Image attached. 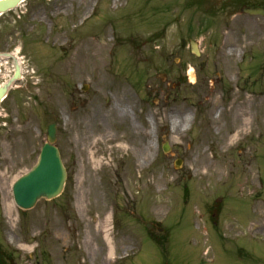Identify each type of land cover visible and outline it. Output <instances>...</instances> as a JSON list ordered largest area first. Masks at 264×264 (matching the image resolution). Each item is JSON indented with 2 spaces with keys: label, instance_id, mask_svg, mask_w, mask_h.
<instances>
[{
  "label": "rangeland",
  "instance_id": "obj_1",
  "mask_svg": "<svg viewBox=\"0 0 264 264\" xmlns=\"http://www.w3.org/2000/svg\"><path fill=\"white\" fill-rule=\"evenodd\" d=\"M239 6L25 0L0 17V51L18 48L23 59L22 78L0 103L8 264H264V17ZM10 63L0 59V82ZM241 108L250 125L217 142ZM172 111L189 117L178 135ZM51 121L64 189L21 210L12 183L36 162ZM202 152L210 163L196 171Z\"/></svg>",
  "mask_w": 264,
  "mask_h": 264
},
{
  "label": "water",
  "instance_id": "obj_2",
  "mask_svg": "<svg viewBox=\"0 0 264 264\" xmlns=\"http://www.w3.org/2000/svg\"><path fill=\"white\" fill-rule=\"evenodd\" d=\"M21 0H0V13L15 7ZM249 13L262 14V9L244 8ZM192 50L195 43L191 42ZM5 55H9L6 53ZM2 57V56H1ZM15 72L11 78L0 86V99L11 83L20 77V65L14 59ZM56 127L51 123L47 129V142L40 150L36 164L24 175L19 177L12 186L15 203L27 209L41 197L52 198L58 195L65 180V169L59 157L57 148L51 144L55 140ZM150 226V224H147Z\"/></svg>",
  "mask_w": 264,
  "mask_h": 264
},
{
  "label": "bare ground",
  "instance_id": "obj_3",
  "mask_svg": "<svg viewBox=\"0 0 264 264\" xmlns=\"http://www.w3.org/2000/svg\"><path fill=\"white\" fill-rule=\"evenodd\" d=\"M225 43V42H224ZM237 50V46H233L231 44L227 45V52L228 53H232L233 51ZM119 113L125 115L127 114V109L124 107H120L119 109ZM218 112L221 111V108L217 109ZM193 118V117H192ZM233 122H232V127L235 128V130L233 132H230L229 130H226L224 132L223 135H221L218 139L217 142H224L227 138H228V143H232L234 139H236L238 137V135L240 133H244V131L246 130L247 126L250 125V120L249 118L245 117V112L244 110L241 108L240 110H236L234 115H233ZM189 120V117L186 116L185 114H182L181 112H171L169 115V124H170V128L171 130L176 133L177 135L179 134L180 130H181V126L187 121ZM240 120V121H238ZM219 126L217 127V129L219 130ZM208 132H209V128L205 127V129L202 132L203 135V139H207L208 138ZM122 147H126L125 145H119ZM148 146H150V144H148ZM197 157V159L194 161L196 162V168L195 170L197 171L198 169H200V167H208V164L210 163L209 158L207 157L205 152H202ZM138 158H142L144 159V157L142 155H139ZM11 205L12 203H8V202H4L3 206L8 214V220L10 221V223L13 225L16 223L17 218L16 217H12L11 215ZM109 222V216H106V218L100 222V225H102L104 227V236L103 239L106 242L107 246H108V257L112 258L114 257L115 251H114V247L112 244V238L110 236V231L109 228L107 227V223ZM264 224V223H263ZM259 226V225H258ZM9 238V236H8ZM22 247H28L25 244H21ZM29 249H31L29 247Z\"/></svg>",
  "mask_w": 264,
  "mask_h": 264
},
{
  "label": "flooded vegetation",
  "instance_id": "obj_4",
  "mask_svg": "<svg viewBox=\"0 0 264 264\" xmlns=\"http://www.w3.org/2000/svg\"><path fill=\"white\" fill-rule=\"evenodd\" d=\"M264 5V4H263ZM254 6V5H253Z\"/></svg>",
  "mask_w": 264,
  "mask_h": 264
}]
</instances>
